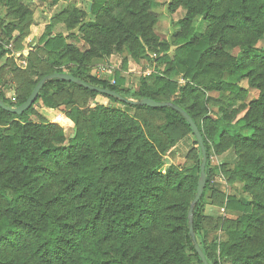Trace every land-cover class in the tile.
Returning a JSON list of instances; mask_svg holds the SVG:
<instances>
[{
  "label": "trees",
  "instance_id": "trees-1",
  "mask_svg": "<svg viewBox=\"0 0 264 264\" xmlns=\"http://www.w3.org/2000/svg\"><path fill=\"white\" fill-rule=\"evenodd\" d=\"M159 6L158 0H94L85 11L69 4L33 50L16 55L7 47L22 51L34 10L26 0H0V99L19 107L43 78L69 74L138 103L180 107L197 124L207 151V185L193 220L200 248L209 264H264V0H171L172 10L185 11L171 41L156 32ZM199 18L207 28L198 36ZM58 25L67 33H55ZM81 41L86 48L76 44ZM123 54L126 64L149 60L165 69L142 77L134 91L120 72L113 83L93 75L95 62ZM13 83L15 101L8 97ZM254 89L259 94L249 100ZM213 93L231 104L244 102V116L231 121L223 109L222 117L212 115ZM99 96L109 103L93 106ZM39 103L71 107L70 139L68 125L32 120ZM138 103L55 79L22 115L0 108V264H203L189 230L200 146L195 141L200 159L190 169L167 166L178 139L193 131L173 107ZM135 110L159 113L164 122L154 127ZM229 147L238 156L226 172L229 182L243 184L249 202L212 186L213 149ZM224 204L234 219L206 215L207 205ZM207 220L224 231L212 243L201 240Z\"/></svg>",
  "mask_w": 264,
  "mask_h": 264
},
{
  "label": "rangeland",
  "instance_id": "rangeland-1",
  "mask_svg": "<svg viewBox=\"0 0 264 264\" xmlns=\"http://www.w3.org/2000/svg\"><path fill=\"white\" fill-rule=\"evenodd\" d=\"M29 5H31V8L34 10V21L38 23L48 22V18L44 17L42 14L47 12H52L53 10L50 9V6L48 3L42 2V0H26ZM92 0H63L59 6L57 7V11L61 10L62 8L66 7L67 5L71 4H77L79 7H81L84 10H87ZM160 3V6L155 10L158 15V20L156 23V32L157 34L165 41H171L172 38H174V35L180 30V27L178 25V22L184 18L185 11L182 8H178L176 10H172L170 8L171 0H158ZM55 11V10H54ZM55 12V13H56ZM54 13V14H55ZM53 14V15H54ZM196 28H197V35H201L205 32L207 28V24L199 18L196 21ZM57 31H63L64 28L60 27V25L56 26L55 32ZM78 45L80 48H85L86 46L82 42H78ZM259 47H264V41L260 42ZM237 53V50L234 51V54ZM153 57L157 58L159 57L156 52H152ZM125 56L123 55H114L112 56L110 61H97L94 64L92 73L93 75L109 80L113 83L114 76L116 72H120L122 76L126 79V86L131 89L132 91L136 90L140 79L146 75H150L157 69L164 70L165 65H160L158 62H150L149 60H142L139 63L135 62L134 60L129 58V61L127 64L125 63ZM4 63L1 62L0 65ZM19 64V62H18ZM181 83H184V81L181 78H178ZM242 85L246 88H248L247 81H244ZM11 87V88H9ZM7 88L10 89L8 92V97L13 99L14 97V90H15V84L7 85ZM259 94V91L254 89L250 90L249 94V100H252L256 98ZM67 97L66 95L59 97V100L65 99ZM213 97V101L210 104V112L212 115L222 117L223 116V110H225L227 113L229 112V120L235 121L236 119H240L244 116L246 110L240 109L241 105L245 104L244 102H237V103H229L228 98L226 96L220 97L218 93H213L211 95ZM114 98V97H113ZM116 99V98H115ZM118 100V99H117ZM133 100V99H130ZM121 101V100H119ZM134 101V100H133ZM109 103V100L105 97H97L96 100L91 101V104L94 106L95 104H104L107 105ZM114 106L124 108L123 105L113 103ZM71 107L70 106H62L58 110H53L46 108L42 103H39L35 106V112L38 114V116L34 115L32 117V120L35 122H41V119L44 121H47V123H53V122H60L61 124H66L65 133L67 136V139H70L74 135L75 131V125L74 123L69 119L68 114H70ZM132 114H136L137 118L140 121H147L152 126L156 127L157 125H161L164 122L163 116L159 113L150 112L147 110H135L132 112ZM46 123V122H43ZM218 139V138H216ZM196 141V138L194 135L190 132L184 133L183 136H181L180 139H178L176 148L172 152L171 155H169L167 159V166L169 165H176L180 166L181 168L190 169L194 164L197 163L198 159H200V149L194 144ZM215 147V146H214ZM238 156H236V153L232 147L226 148L224 152L220 153L217 151V149H213L212 153V168L214 173L212 175L213 183L215 181H218V179L223 180L228 186H227V192L226 194H234L238 195L240 194V191L242 190L243 184L240 182H237L233 180L232 182H229V176L227 175L228 170H232L234 168V162H236ZM227 166L224 168L223 166ZM229 166V167H228ZM241 189V190H240ZM221 206V205H218ZM225 207V205H224ZM219 209V208H218ZM206 215L210 218L217 219V216L219 218H232L234 219L235 216L227 215V212L222 213L221 210H215L214 207H211L210 205H207L206 207ZM217 214V215H216ZM205 227L208 230V235H206V238L201 240L205 243H212L214 239L216 238H222L224 236V231L220 228H217L216 222H210L209 220L205 221ZM220 230V233H219ZM218 233V234H217ZM199 240V239H198ZM200 240L198 241L199 244ZM200 245V244H199ZM221 264H229L228 261H222L221 259H218ZM194 264H198L196 260H194Z\"/></svg>",
  "mask_w": 264,
  "mask_h": 264
},
{
  "label": "water",
  "instance_id": "water-1",
  "mask_svg": "<svg viewBox=\"0 0 264 264\" xmlns=\"http://www.w3.org/2000/svg\"><path fill=\"white\" fill-rule=\"evenodd\" d=\"M55 79L75 83V84H77V85H79L85 89L95 91V92H98V93H101L103 95H107L110 97H114V98L121 100V101H124L128 104L135 105L138 103V102L130 100V99H125L120 94L113 92L109 89H102V88H99V87H96L93 85H89V84L69 75V74H53V75H49V76L43 78L38 83V85L35 87L34 91L30 95L28 100L24 104H22L21 106L9 107L0 99V108L5 110V111H8L10 113H13V114L22 115L25 111L29 110L34 105V103L38 99L39 93L43 89L45 83L47 81L55 80ZM138 104L141 106L149 107V108H153V109H162L165 107H173L175 110L179 111L183 115V117L187 120L188 124L190 125V127L193 131L194 136L196 137V141H197L198 145L200 146V149L202 152V163H201V168H200V178L198 181L197 193H196V196H195V198L191 204L190 210H189V230H190L191 237L194 241L195 250H196L198 256L200 257L203 264H209L204 252L202 251V249L200 248V245L198 244V242L196 240L195 232H194V224H193L195 207L198 204V202L201 200V198L204 194V191L206 189V185H207V172H206L207 151H206V148L204 145L203 136H202L197 124L192 119V117L187 112H185L183 109H181L180 107H178L176 105H173V104L168 103V102H158V101H155L152 99H143Z\"/></svg>",
  "mask_w": 264,
  "mask_h": 264
},
{
  "label": "crops",
  "instance_id": "crops-1",
  "mask_svg": "<svg viewBox=\"0 0 264 264\" xmlns=\"http://www.w3.org/2000/svg\"><path fill=\"white\" fill-rule=\"evenodd\" d=\"M25 1V0H24ZM62 1H60L59 3L57 4H53V5H50V3H48V5L50 6V9L53 10L52 12H47V13H43L42 15L46 18H48V22H43V23H38V22H34V24L30 27V32H29V35L22 41L21 45H22V51H17L15 50L14 48V45L13 43H11L7 49H10L13 54H18L20 55V53H23V54H27L29 53L31 50H33V48L39 43V40L40 38L42 37V35L44 34L45 30H46V27L47 25L49 24H52L53 22V19L55 18V16L57 14H59L61 11H63L65 8L68 7V5L64 8H62L61 10L57 11V7L59 6V4L61 3ZM94 0L91 1L88 9H90L89 11H91V8H92V4H93ZM71 4V3H70ZM77 5V4H76ZM78 8L82 9L81 7H79L77 5ZM85 10V11H88ZM55 10V11H54ZM84 10V9H83ZM56 12V13H55ZM55 13V14H54ZM54 14V15H53ZM60 27L62 28L63 26L60 25ZM64 28V27H63ZM56 29V27H55ZM57 32H63V31H57ZM55 32V33H57ZM63 33H67V31L64 29V32ZM85 46L86 44L81 41ZM76 44L78 45V42H76ZM79 46V45H78ZM86 48V47H85ZM11 55H9L8 57H10ZM212 186L216 189H218L219 191H221L222 193L226 194L227 192V184L225 182H223V180L221 179H218V181H215L213 183L212 181ZM241 190V189H240ZM237 197H239L242 201L244 202H249L251 200V196L247 193H245L243 190L240 191V194L237 195ZM225 205V204H224ZM224 205H221V206H218V205H210L211 207H214L215 210H221L222 213H225L226 212V208L224 207ZM219 208V209H218ZM217 215V214H216ZM217 218H219L217 216ZM219 233H220V230H219ZM218 234V233H217Z\"/></svg>",
  "mask_w": 264,
  "mask_h": 264
},
{
  "label": "built area",
  "instance_id": "built-area-1",
  "mask_svg": "<svg viewBox=\"0 0 264 264\" xmlns=\"http://www.w3.org/2000/svg\"><path fill=\"white\" fill-rule=\"evenodd\" d=\"M15 101V99H13Z\"/></svg>",
  "mask_w": 264,
  "mask_h": 264
}]
</instances>
